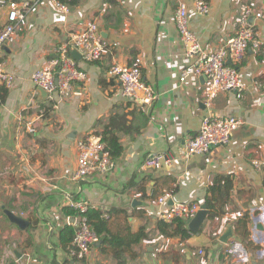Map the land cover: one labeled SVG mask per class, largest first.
<instances>
[{"label":"crops","instance_id":"0c3cea01","mask_svg":"<svg viewBox=\"0 0 264 264\" xmlns=\"http://www.w3.org/2000/svg\"><path fill=\"white\" fill-rule=\"evenodd\" d=\"M15 1L32 8L0 60L13 78L10 88L0 89V264H264V23L249 19L260 49L249 50L239 66L248 88L239 99L212 91L208 79L192 70L180 82L197 60L185 55L175 24L182 0H75L67 11L52 0ZM184 1L190 29L207 54L225 46L247 8L264 12V0H208L210 12L202 16L193 0ZM8 13L0 5V31ZM92 21L103 28V60L75 59L88 82L75 85L65 99L48 100L32 75ZM114 64L141 66L158 96L153 105L122 96L108 76ZM229 116L244 121L229 145L181 158L205 117ZM108 132L122 148L113 171L74 180L78 141ZM165 152L179 159L170 167L143 169L149 156ZM226 180L232 182L228 191ZM168 191L172 198L160 205L158 198ZM72 203L102 212L115 236L144 230L147 238L119 259L99 236L86 259H74L71 243L61 239L66 228H74ZM174 203L208 210L199 232L187 227L189 239L160 232L161 214ZM5 211L24 219L25 227Z\"/></svg>","mask_w":264,"mask_h":264},{"label":"built area","instance_id":"2783aa9c","mask_svg":"<svg viewBox=\"0 0 264 264\" xmlns=\"http://www.w3.org/2000/svg\"><path fill=\"white\" fill-rule=\"evenodd\" d=\"M52 1L58 8L67 11L68 6L75 0H67V3L59 0ZM0 5L9 10L8 22L0 31L1 60L3 48L14 44L20 23L25 20L32 7L29 2L18 3L15 0H2ZM193 8L195 13L202 16L210 12L208 0H193ZM251 17L264 23V12H255L247 8L238 21L234 35L226 40L225 46L207 54L190 29L188 6L186 1L182 0L176 12L175 24L185 55L197 60L191 69L183 71L180 82L184 83L192 70L197 76L207 77L212 91L235 93L237 98H242L248 88L241 78L239 66L249 50L260 49L259 35L254 25L249 22ZM98 28V23L92 21L82 30L72 34L68 43L57 48L56 58L32 75L31 80L34 86L38 91H45L48 100L54 101L56 96L65 99L73 92L75 85H86L88 75L79 69L71 53L76 51L88 63L101 62L106 48ZM108 76L119 83L121 94L129 103L150 107L158 97L154 89L144 80L140 65L114 64L109 69ZM12 83V76L6 71L5 64L0 61V89L10 88ZM243 123L241 118L234 116L205 117L197 135L186 143L181 158L189 159L195 155H206L214 147L229 145L234 133ZM27 129L33 135L36 134L31 125ZM77 147L78 164L72 177L74 180H85L95 175H108L113 171L115 164L101 135L90 134L80 139ZM176 159L179 157L171 152L156 153L146 159L143 169H155L162 164L170 167ZM172 194L171 191L165 192L158 198V203L166 204L172 198ZM71 208L75 212L73 217L75 236L71 243L70 255L74 259L84 260L90 255L92 247L100 241V237L87 216L89 208L82 203H72ZM200 209V205L196 203H174L161 214V219L166 223L180 219L187 221ZM229 253L234 257L233 250Z\"/></svg>","mask_w":264,"mask_h":264},{"label":"trees","instance_id":"16d2710c","mask_svg":"<svg viewBox=\"0 0 264 264\" xmlns=\"http://www.w3.org/2000/svg\"><path fill=\"white\" fill-rule=\"evenodd\" d=\"M62 3H66V0H59ZM74 2V1H73ZM72 2V3H73ZM103 142L107 146V150L110 152L112 159H115L120 156L122 148L119 144V140L113 136L111 133L103 134ZM232 186L231 180H226V184H224L225 191H228ZM213 191L217 190V187L212 189ZM208 208H214L212 203L207 202ZM210 217H215L216 212L211 211ZM75 215V212H74ZM87 216L92 224V227L95 229L97 234L104 238V243H108L114 251V256L116 258L121 259L123 253L126 249L133 245L139 244L141 241L147 238V235L144 230H140L137 233H130L126 238H122L119 236H115L111 233L108 222L103 218V213L100 211L89 210ZM160 232L165 237H174L180 236L182 239H189L191 237L190 231L187 229L185 220H177L172 223L160 222L159 224ZM75 236V228L69 227L66 228L62 232V242L66 245L68 243H72ZM65 237H67V241L65 242Z\"/></svg>","mask_w":264,"mask_h":264},{"label":"water","instance_id":"95a60500","mask_svg":"<svg viewBox=\"0 0 264 264\" xmlns=\"http://www.w3.org/2000/svg\"><path fill=\"white\" fill-rule=\"evenodd\" d=\"M98 31H99V34H100L101 36H102V34H104V32H103V28H102V27H99V28H98ZM7 49H8V47H4V48H3L4 52H5ZM71 55H72V57H73L74 59H76V60H79V61H80V60L82 59L81 56L79 55V53H77L76 51H72ZM229 64H230V62H229ZM202 77L207 78L206 76H202ZM39 91H40V94H41L43 97H47V94H46L45 91H43V90H39ZM5 214L8 216V218L10 219V221H11L13 224L17 225L18 227H20V228H22V229H23V228L25 227V225L27 224V222H26L24 219H22V218H20V217H18V216H16V215H14V214H13L12 212H10V211H5ZM207 216H208V210H207L206 206L204 205V206L201 207L200 211H199L194 217H192L191 219H188V220H187L186 224H187L188 229H189L192 233H197V232H199L200 229H201V227L203 226V223L205 222Z\"/></svg>","mask_w":264,"mask_h":264}]
</instances>
